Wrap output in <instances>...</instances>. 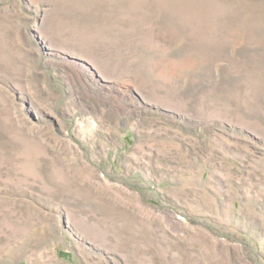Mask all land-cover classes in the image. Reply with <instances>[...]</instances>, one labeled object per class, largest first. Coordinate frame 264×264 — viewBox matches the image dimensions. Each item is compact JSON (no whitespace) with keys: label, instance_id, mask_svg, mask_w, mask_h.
Here are the masks:
<instances>
[{"label":"rangeland","instance_id":"obj_1","mask_svg":"<svg viewBox=\"0 0 264 264\" xmlns=\"http://www.w3.org/2000/svg\"><path fill=\"white\" fill-rule=\"evenodd\" d=\"M0 264H264V0H0Z\"/></svg>","mask_w":264,"mask_h":264},{"label":"bare ground","instance_id":"obj_2","mask_svg":"<svg viewBox=\"0 0 264 264\" xmlns=\"http://www.w3.org/2000/svg\"><path fill=\"white\" fill-rule=\"evenodd\" d=\"M155 231V230H154Z\"/></svg>","mask_w":264,"mask_h":264}]
</instances>
